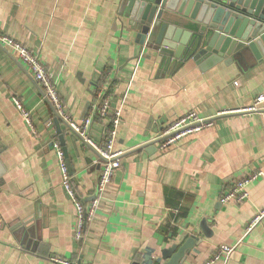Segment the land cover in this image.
<instances>
[{"label": "crops", "instance_id": "0c3cea01", "mask_svg": "<svg viewBox=\"0 0 264 264\" xmlns=\"http://www.w3.org/2000/svg\"><path fill=\"white\" fill-rule=\"evenodd\" d=\"M125 21L121 0H0V32L38 54L74 122L90 115L97 83L110 79L122 115L115 151L124 153L77 241L78 214L62 186L56 135L65 137L84 205L98 195V158L71 138L28 68L0 46V264H160L163 251L191 236L199 241L184 264H207L222 245L234 248L227 264H264V218L246 233L264 210V104L262 112L244 111L264 96V59L248 55L207 70L189 61L168 75ZM191 111L215 119L236 113L166 152L157 144L140 149ZM107 128L95 120L88 137L104 145ZM258 172L245 203H222L233 180ZM204 219L209 238L200 229Z\"/></svg>", "mask_w": 264, "mask_h": 264}, {"label": "water", "instance_id": "95a60500", "mask_svg": "<svg viewBox=\"0 0 264 264\" xmlns=\"http://www.w3.org/2000/svg\"><path fill=\"white\" fill-rule=\"evenodd\" d=\"M121 10L126 19L123 24L135 43L152 52L156 67L168 75L189 61L207 70L219 64L241 62L248 55L256 62L264 59V0H121ZM65 125L75 142L83 141L99 158L86 141ZM60 144L68 159L64 136L60 137ZM67 166L71 175L69 162ZM200 229L207 238L212 236L207 219ZM198 241V237L191 236L181 247L166 249L161 258L165 263L160 264H184Z\"/></svg>", "mask_w": 264, "mask_h": 264}, {"label": "built area", "instance_id": "2783aa9c", "mask_svg": "<svg viewBox=\"0 0 264 264\" xmlns=\"http://www.w3.org/2000/svg\"><path fill=\"white\" fill-rule=\"evenodd\" d=\"M0 46L13 51L17 55L18 59L28 68L36 83L44 91L45 99H47L54 108L58 119L67 124L74 133L86 141V143L99 155L97 164H100L101 177L98 185V195L89 204L84 205L77 198L63 148L59 142H53V147L56 150L62 173V186L70 199L74 202L78 214L75 239L81 241L84 238L86 227L94 222L100 201L102 200L107 187L111 184L115 172L120 168L121 157L124 154L115 151V141L118 127L122 121V115L120 110L113 107L112 82H110L108 77H104V83L97 91L95 90L96 93L94 92L96 94V101L92 104L90 115L87 116L81 124H78L73 121L71 115L66 110L60 97L57 83L55 82L53 75L47 70L45 64L39 58L38 54L32 51L24 43L17 41L6 34H2L1 32ZM14 102L21 112L25 122L33 129V123L29 111L26 110L18 99L15 98ZM263 104L264 96H259L255 100L254 105L244 111L250 113L258 112L262 110ZM235 113V111H224L219 113L216 118ZM96 119L108 125L104 145H97L88 137V131ZM214 126L215 117L204 118L201 117L198 112L191 111L176 119L170 126L163 130L156 139H152L149 142L163 139L161 142L157 143L158 151L163 153L178 146L189 137ZM261 175L262 173L258 172L256 174H251L248 177H239L233 180L229 189L222 197V203H235L237 205L245 203L249 198L248 186ZM263 218L264 210L260 211L253 217L246 227V233H250L263 220ZM233 250L234 248L227 245L220 246L218 251L207 262V264H227ZM51 260L57 264H80L79 262H72L59 258H51Z\"/></svg>", "mask_w": 264, "mask_h": 264}, {"label": "trees", "instance_id": "16d2710c", "mask_svg": "<svg viewBox=\"0 0 264 264\" xmlns=\"http://www.w3.org/2000/svg\"><path fill=\"white\" fill-rule=\"evenodd\" d=\"M104 81H105V78H103V79H101L98 83H97V85H96V91L100 88V86L104 83ZM96 93V92H95ZM93 94V100H94V102L96 101V94ZM96 120H98V119H96ZM56 141L57 142H59L60 143V135H59V133H58V135H56ZM73 183V182H72Z\"/></svg>", "mask_w": 264, "mask_h": 264}]
</instances>
